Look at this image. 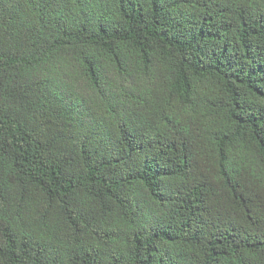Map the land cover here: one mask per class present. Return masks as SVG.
Returning a JSON list of instances; mask_svg holds the SVG:
<instances>
[{
    "label": "trees",
    "instance_id": "1",
    "mask_svg": "<svg viewBox=\"0 0 264 264\" xmlns=\"http://www.w3.org/2000/svg\"><path fill=\"white\" fill-rule=\"evenodd\" d=\"M0 264H264V0H0Z\"/></svg>",
    "mask_w": 264,
    "mask_h": 264
}]
</instances>
